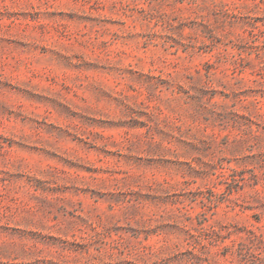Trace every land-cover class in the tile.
Returning a JSON list of instances; mask_svg holds the SVG:
<instances>
[{
  "label": "rangeland",
  "instance_id": "374dc122",
  "mask_svg": "<svg viewBox=\"0 0 264 264\" xmlns=\"http://www.w3.org/2000/svg\"><path fill=\"white\" fill-rule=\"evenodd\" d=\"M0 264H264V0H0Z\"/></svg>",
  "mask_w": 264,
  "mask_h": 264
}]
</instances>
